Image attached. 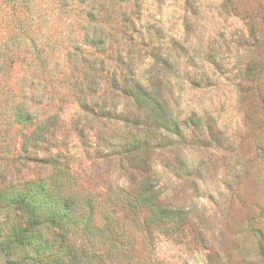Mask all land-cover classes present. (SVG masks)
Wrapping results in <instances>:
<instances>
[{
    "label": "rangeland",
    "instance_id": "rangeland-1",
    "mask_svg": "<svg viewBox=\"0 0 264 264\" xmlns=\"http://www.w3.org/2000/svg\"><path fill=\"white\" fill-rule=\"evenodd\" d=\"M114 76L151 88L183 134L167 138ZM20 102L33 125L15 120ZM39 123L43 141L21 152ZM140 138L139 164L123 150ZM0 172L84 197L92 254L108 246L101 222L123 233L127 264H264V0H0ZM149 174L190 213L150 244L106 196Z\"/></svg>",
    "mask_w": 264,
    "mask_h": 264
},
{
    "label": "trees",
    "instance_id": "trees-1",
    "mask_svg": "<svg viewBox=\"0 0 264 264\" xmlns=\"http://www.w3.org/2000/svg\"><path fill=\"white\" fill-rule=\"evenodd\" d=\"M78 1L83 2V0ZM86 17L90 19V12ZM85 37L93 38L94 35L86 34ZM92 41L104 43L101 37H95ZM128 78L122 80L119 76H114L110 85L118 87L125 96L133 99L136 105L147 113V118L154 117L157 128L167 138H170L172 134L181 136L188 122L185 120L180 123L161 112L156 106L157 98L151 88L143 86L139 80ZM88 103L87 100L81 101L84 107H88ZM15 116L19 124L26 126L33 125L37 119V113L31 110L26 102L15 105ZM190 122H192L191 119ZM42 127L41 123L36 124L30 134L24 137L20 147L21 152L28 153L38 142L43 141ZM135 142L133 145H128L129 148L123 150V154L130 162L140 158L139 164L140 161L145 163V158L138 156L145 150L142 147L145 141L140 138ZM132 146L135 147L131 148ZM52 161L59 160L52 158ZM15 176L16 174L9 175L10 180L7 181L8 174L4 175L0 172V264H122L127 262L123 259L126 258L122 250L126 246L121 238L123 233L104 226L101 222H98L95 228L101 233H106L108 246L106 250H102L104 254L101 251L92 254L91 245H88L89 240L85 238L88 231L93 230L90 224L93 221L92 212L86 210L84 197L71 189L62 192L56 185L55 176L54 178H28L23 181ZM127 183L125 182V185H128ZM106 196L113 201L115 209L118 208L125 218L130 217V221L137 224V228L142 233V242L148 240V244L154 240L151 239L154 234L183 233L186 222L190 219L189 211L175 206L167 200L166 195H163V187L159 185L155 175L149 174L140 179L136 189L116 187L113 191L107 192ZM77 233L83 236L80 244L73 238ZM257 252L264 263L262 238L258 243Z\"/></svg>",
    "mask_w": 264,
    "mask_h": 264
}]
</instances>
